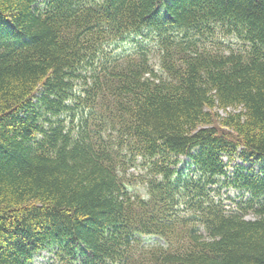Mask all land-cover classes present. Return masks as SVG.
I'll list each match as a JSON object with an SVG mask.
<instances>
[{
    "label": "trees",
    "instance_id": "trees-1",
    "mask_svg": "<svg viewBox=\"0 0 264 264\" xmlns=\"http://www.w3.org/2000/svg\"><path fill=\"white\" fill-rule=\"evenodd\" d=\"M44 252L264 264V0H0V264Z\"/></svg>",
    "mask_w": 264,
    "mask_h": 264
},
{
    "label": "rangeland",
    "instance_id": "rangeland-1",
    "mask_svg": "<svg viewBox=\"0 0 264 264\" xmlns=\"http://www.w3.org/2000/svg\"><path fill=\"white\" fill-rule=\"evenodd\" d=\"M126 48H129V45L126 44V45H122L120 47V50H123V49H126ZM156 60L154 59L153 62H155ZM231 111V109H228ZM219 113L220 114H223V111H220L219 110ZM221 192V195H222V198H223V203H224V207L225 209L227 208H230L231 207V203H233V201H238L240 200V193L237 192L235 189L229 187V188H221L220 190ZM247 218H253V215L252 214H248L247 215ZM44 259H45V252L42 253V255L38 256L37 258V264H40V263H44Z\"/></svg>",
    "mask_w": 264,
    "mask_h": 264
}]
</instances>
